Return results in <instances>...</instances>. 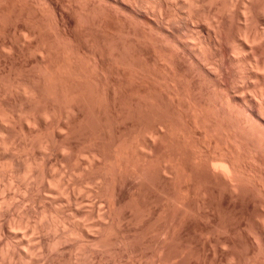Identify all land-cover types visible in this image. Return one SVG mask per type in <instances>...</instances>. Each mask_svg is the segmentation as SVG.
Here are the masks:
<instances>
[{"label":"bare ground","instance_id":"obj_1","mask_svg":"<svg viewBox=\"0 0 264 264\" xmlns=\"http://www.w3.org/2000/svg\"><path fill=\"white\" fill-rule=\"evenodd\" d=\"M189 217L264 264V0H0V264H171Z\"/></svg>","mask_w":264,"mask_h":264},{"label":"rangeland","instance_id":"obj_2","mask_svg":"<svg viewBox=\"0 0 264 264\" xmlns=\"http://www.w3.org/2000/svg\"><path fill=\"white\" fill-rule=\"evenodd\" d=\"M12 60V62H14V59L13 58H11ZM24 61V60H23ZM16 62V61H15ZM17 63H19L18 65H17ZM21 62L20 61H18L17 60V62H16V67L17 68H14V71H15V69H19V68H21V64H20ZM19 67V68H18ZM28 69H29V67H28ZM16 70V71H17ZM19 71V70H18ZM20 71H22V68H21V70ZM19 71V72H20ZM25 71H22V72H20V73H22L23 74V76L24 75H27V73L25 74L24 73ZM14 97H12V99H13ZM14 100V99H13ZM12 100V101H13ZM11 101V100H10ZM11 101V102H12ZM51 122H52V120H50ZM50 123V122H49ZM31 127V126H30ZM51 128H49V131H51L50 130ZM148 129H150V128H148ZM17 130H19V129H17ZM53 130V129H52ZM66 130L64 131V132H61V133H64L63 134V136L65 135L66 136ZM51 133V132H50ZM75 137H77V136H75ZM78 139V138H77ZM76 139V140H77ZM79 140V139H78ZM75 141V140H74ZM80 141V140H79ZM76 143H79V142H77L76 141ZM75 145H77V144H75ZM88 145H90V144H88ZM87 145V147L89 148V146ZM81 145H77V146H75V153H73V156H70L71 158H70V164H71V169H72V172H74V174H76V176H77V174L79 173V170H80V167H82V166H85V165H83L84 163H85V161H86V159H87V155H88V153H84L83 151H81V150H86L85 152H87L88 150H87V148L86 149H84V148H82L81 149V147H80ZM91 147V146H90ZM56 150V149H55ZM55 150H53L51 153H49V156H50V159L52 160V162H53V164H55V166L56 165H62V164H64L65 166H67L65 163H62L61 162V158L60 157H58L59 155L57 154L58 153V151H56L55 152ZM54 152V153H53ZM82 158H84V159H82ZM60 160V161H59ZM83 160H84V162H83ZM56 163H58V164H56ZM59 163H62V164H59ZM82 164V165H81ZM73 166V167H72ZM55 168H57V167H55ZM74 169V170H73ZM76 171H77V173H76ZM79 175V174H78ZM156 177H158V176H156ZM95 202V203H94ZM98 202V203H97ZM94 203V204H93ZM93 203L91 204L92 205V207L94 206L95 207V209H96V211H98V210H100L98 213H102V214H104V213H106V211H108V205L106 206V203L105 202H101V200L99 201V200H97V201H93ZM93 207V208H94ZM107 207V208H106ZM81 208V207H80ZM85 208H87L86 206H84L83 207V209L84 210H87L88 211V208L89 209H91V207H90V205H89V207L87 208V209H85ZM82 209V208H81ZM104 212V213H103ZM225 214V213H224ZM226 215V218L225 217H220V220H222V218L223 219H225V221L224 220H222L221 222L226 226L225 228H228L229 230H233L232 231V234H231V232L228 230V236H231V237H233V239H237V241H238V243H236V245L237 246H235L236 248L234 249V250H236V253H237V255L238 256H240V258H243L244 259V253L245 252H247L246 251V249L248 248V246L247 245H245V241L244 242H242V240H244V239H242L241 237L243 236L242 235V231L239 229V223L241 222V220H245V219H247V218H238V216H234V215H232V216H229L230 214H225ZM234 217H236V218H234ZM121 220H122V218H120ZM219 219V218H218ZM147 220H148V222L150 221H152L151 223L149 222V225H147ZM240 221V222H239ZM144 222L146 223L145 225H144ZM144 222H143V224H141L142 226H148V230H149V232H151L152 233V230L154 231L155 229H157L156 231H159L160 230V224H157V218H145L144 219ZM186 222V223H185ZM239 222V223H238ZM120 223V222H119ZM123 223V222H122ZM122 223H120V225L122 224ZM127 224L126 225H128V222H126ZM159 223V222H158ZM185 223V224H184ZM209 223V224H208ZM130 224V223H129ZM135 224H137V223H135L134 222V225H133V223L132 224H130L132 227L134 226V230H135V228H137V229H139V227H142L141 225H140V223H139V225L140 226H138V224L137 225H135ZM156 226H155V225ZM184 224V225H183ZM125 225V221H124V224H122V227H126V225ZM129 225V226H130ZM151 225V226H150ZM157 225H159L158 227H157ZM183 225V226H182ZM128 226V227H129ZM131 226H130V230H133V228L131 229ZM138 226V227H137ZM185 226V227H184ZM207 226V227H206ZM208 226H213L212 225V222H211V220H209L207 217H195V218H191V217H189V218H187L186 219V221H183L182 222V224H181V227L180 228H182L183 227V230H181L180 229V233H178V235H176L177 236V239H179V240H177L176 238H174V240L176 241L177 240V243L178 244H176L175 243V241H173L174 243L173 244H176V246L175 247H180V250H181V253H182V249L184 248V250H185V252L186 253H182V254H185L184 256L180 253V250L177 248V250H179V251H177V254H181L182 256H183V258H182V256H177L176 254V256H177V258L174 260V258L169 262V263H171V264H210V263H212V258H213V256H214V253H216V251L213 253V251H211L210 250V246L211 245H215V243H212V244H209L210 243V240H208V238L209 237H212L213 236V234H214V236H216L217 234L216 233H213V231H212V233H211V227H208ZM237 226V227H236ZM153 229H152V228ZM157 227V228H156ZM234 227V228H233ZM155 228V229H154ZM159 228V229H158ZM179 228V227H178ZM177 228V229H178ZM205 228L207 229H209V231H208V229L207 230H205ZM202 229H204V231L202 230ZM237 229V230H236ZM186 230H187V235H186ZM197 230V231H196ZM156 231H154L153 233H156ZM182 231V232H181ZM237 233H236V232ZM241 231V232H240ZM134 232V231H133ZM132 232V234H134ZM177 232V231H176ZM230 232V233H229ZM234 232H235V234H234ZM239 232H240V234H239ZM151 233H148V235L151 237H149V239H152V234ZM185 233V234H184ZM189 233H192V234H189ZM207 235H206V234ZM209 233H211L212 234V236H210L209 235ZM151 234V235H150ZM179 234H181L180 236H179ZM216 234V235H215ZM237 234V235H236ZM241 236H239V235ZM157 235H160V233L159 234H157ZM204 235V236H203ZM209 235V237H207L206 238V236H208ZM154 236H156L155 234H154ZM153 236V242H155L154 241V237ZM203 238H202V237ZM213 236V237H214ZM237 236H238V238H237ZM159 237V236H158ZM212 237V238H213ZM244 237V236H243ZM205 239V240H204ZM208 240V244H207V240ZM235 239V240H236ZM157 240H159V238H157ZM183 240H185V241H183ZM239 241H241L240 243H239ZM157 242V241H156ZM180 243H181V245H180ZM244 243V244H243ZM154 244H156V243H154ZM204 245V246H203ZM243 245V246H242ZM183 246H185V247H183ZM143 247V246H142ZM186 247H188V248H186ZM246 247V248H245ZM143 248H145V247H143ZM153 248V247H152ZM151 247H150V249L147 251V253H146V255H148L149 257H150V255H152L151 257H153V254H152V251H154V248L152 249ZM237 248H238V250L240 251V254H238L239 253V251L237 252ZM152 249V250H151ZM189 249V250H188ZM188 250V251H187ZM248 250V249H247ZM190 251V252H189ZM243 251V252H242ZM174 252V251H173ZM173 252H172V254H173ZM217 252H218V250H217ZM174 253H176V252H174ZM191 253V254H190ZM248 253V252H247ZM213 254V255H212ZM217 254V255H216ZM215 254V259H221L223 256H221V255H223V254H221V252H220V250H219V252L218 253H216ZM193 255V256H192ZM219 255V256H218ZM172 256H174V255H172ZM188 256V257H187ZM220 256H221V258H220ZM245 256H246V253H245ZM149 257H147V258H145V260L147 259H150ZM187 259H186V258ZM218 257V258H217ZM178 258H181V260L180 259H178ZM215 259H214V263H212V264H216L217 262H215ZM180 260V261H179ZM186 260V261H185ZM223 260V259H222ZM221 260H219V262H220ZM175 262V263H174ZM177 262V263H176ZM218 262V263H219ZM217 263V264H218ZM225 263V262H224ZM223 262L221 263L220 262V264H224Z\"/></svg>","mask_w":264,"mask_h":264}]
</instances>
